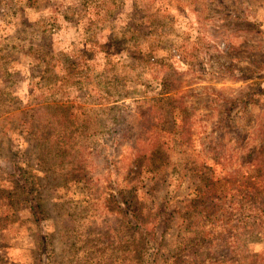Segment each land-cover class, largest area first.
Here are the masks:
<instances>
[{
  "label": "rangeland",
  "instance_id": "rangeland-1",
  "mask_svg": "<svg viewBox=\"0 0 264 264\" xmlns=\"http://www.w3.org/2000/svg\"><path fill=\"white\" fill-rule=\"evenodd\" d=\"M0 264H264V0H0Z\"/></svg>",
  "mask_w": 264,
  "mask_h": 264
},
{
  "label": "trees",
  "instance_id": "trees-1",
  "mask_svg": "<svg viewBox=\"0 0 264 264\" xmlns=\"http://www.w3.org/2000/svg\"><path fill=\"white\" fill-rule=\"evenodd\" d=\"M156 239H157V238H155V242H156V244H157V243H159V239H158V241H157Z\"/></svg>",
  "mask_w": 264,
  "mask_h": 264
}]
</instances>
